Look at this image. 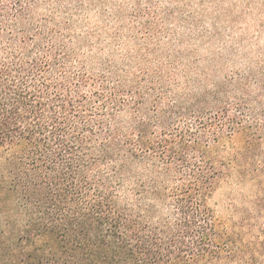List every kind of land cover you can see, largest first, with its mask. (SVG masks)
<instances>
[{
    "label": "trees",
    "instance_id": "1",
    "mask_svg": "<svg viewBox=\"0 0 264 264\" xmlns=\"http://www.w3.org/2000/svg\"><path fill=\"white\" fill-rule=\"evenodd\" d=\"M68 32L0 24V264L232 262L214 200L248 182L261 210L264 54L178 91L177 73L141 57L96 71Z\"/></svg>",
    "mask_w": 264,
    "mask_h": 264
},
{
    "label": "rangeland",
    "instance_id": "2",
    "mask_svg": "<svg viewBox=\"0 0 264 264\" xmlns=\"http://www.w3.org/2000/svg\"><path fill=\"white\" fill-rule=\"evenodd\" d=\"M252 4L245 0H0L5 11L0 24L11 27L23 21L37 26L56 21L70 30L67 35L79 42V53L95 62L96 71L97 61L121 66L124 58L141 57L177 73L173 89L186 90L184 77L190 75L200 87L212 90L257 65L264 54V0ZM16 5L23 7L21 16L15 15ZM191 88L197 90L198 85L192 83ZM229 194L222 189L215 197L216 213L223 229L233 236L229 239L239 244L233 250L224 247L223 255L232 253L228 264H264V201L260 211L252 212L258 194L248 182ZM241 211L244 221L232 218ZM234 221L245 223L242 231L232 233L229 227Z\"/></svg>",
    "mask_w": 264,
    "mask_h": 264
}]
</instances>
